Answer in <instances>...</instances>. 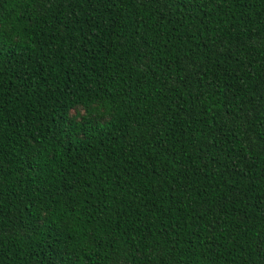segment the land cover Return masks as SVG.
Instances as JSON below:
<instances>
[{
	"label": "trees",
	"instance_id": "1",
	"mask_svg": "<svg viewBox=\"0 0 264 264\" xmlns=\"http://www.w3.org/2000/svg\"><path fill=\"white\" fill-rule=\"evenodd\" d=\"M0 264H264V0H0Z\"/></svg>",
	"mask_w": 264,
	"mask_h": 264
},
{
	"label": "rangeland",
	"instance_id": "2",
	"mask_svg": "<svg viewBox=\"0 0 264 264\" xmlns=\"http://www.w3.org/2000/svg\"><path fill=\"white\" fill-rule=\"evenodd\" d=\"M73 113H75V111L73 110Z\"/></svg>",
	"mask_w": 264,
	"mask_h": 264
}]
</instances>
